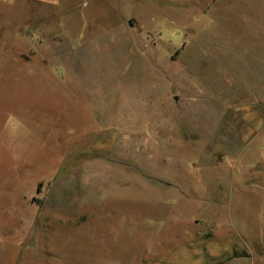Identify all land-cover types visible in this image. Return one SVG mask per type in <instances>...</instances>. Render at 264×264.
Wrapping results in <instances>:
<instances>
[{
  "label": "rangeland",
  "instance_id": "rangeland-1",
  "mask_svg": "<svg viewBox=\"0 0 264 264\" xmlns=\"http://www.w3.org/2000/svg\"><path fill=\"white\" fill-rule=\"evenodd\" d=\"M247 1L0 0V264H264Z\"/></svg>",
  "mask_w": 264,
  "mask_h": 264
},
{
  "label": "crops",
  "instance_id": "crops-1",
  "mask_svg": "<svg viewBox=\"0 0 264 264\" xmlns=\"http://www.w3.org/2000/svg\"><path fill=\"white\" fill-rule=\"evenodd\" d=\"M32 1H36V2H40L41 4H51V5H56L58 3V0H32ZM237 1V0H236ZM240 4H245V2H248L247 0H239ZM163 2V1H162ZM172 2H174L173 4L175 5H181L184 8L188 7V8H193L194 10L196 9V11L200 12V13H205L208 14V12L211 14H215V16H217V14L219 16L224 15L220 12H229L226 16L231 14V10H235L234 5L236 6L235 0H172ZM246 5V4H245ZM213 14V15H214ZM232 15V14H231ZM234 26H237L238 24L233 23ZM232 24V25H233ZM228 26V25H227ZM239 27V25H238ZM241 28V26H240ZM241 36V35H240Z\"/></svg>",
  "mask_w": 264,
  "mask_h": 264
}]
</instances>
